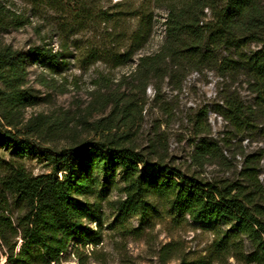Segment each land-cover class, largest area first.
<instances>
[{
	"label": "rangeland",
	"instance_id": "1",
	"mask_svg": "<svg viewBox=\"0 0 264 264\" xmlns=\"http://www.w3.org/2000/svg\"><path fill=\"white\" fill-rule=\"evenodd\" d=\"M0 1L28 19L21 28L0 29V45L24 51L42 45L53 52L68 45V53L55 67L32 58L25 64L21 89L34 96L35 104L21 108L14 120L20 128L29 126L38 146L59 152L116 139L150 162H160L211 187L241 182L243 168L251 166L264 194V107L258 106L243 71L218 70L224 58L236 60L234 47H209V55L199 67L165 58L145 72L137 67V59L157 54L166 41V11L153 0H86L84 10L90 12V22L67 33L59 30L67 19L64 11L48 5L34 10L25 0ZM202 3L213 6L202 10L198 26L203 31L215 25L213 16L222 0ZM255 3L264 16V0ZM142 5L151 11L150 34L126 63L116 65L137 27L133 12ZM69 6L79 8L73 2ZM235 35L241 38L238 51L259 47L247 34ZM187 44L184 38L176 49L184 50ZM226 95L242 104L249 121L243 129H234L222 118ZM24 164L33 175L52 169L40 156L27 157ZM116 182L120 186L119 176ZM121 198L112 187L89 199L95 210L89 226L99 241L98 261L92 264H206L215 235L226 233L243 254L250 251L248 241L234 235L230 224L194 222L155 197L145 214H124L118 207ZM260 206L264 207V195ZM67 262L76 264L73 258ZM0 264H5L4 258ZM210 264L246 263L241 255L229 253Z\"/></svg>",
	"mask_w": 264,
	"mask_h": 264
},
{
	"label": "trees",
	"instance_id": "2",
	"mask_svg": "<svg viewBox=\"0 0 264 264\" xmlns=\"http://www.w3.org/2000/svg\"><path fill=\"white\" fill-rule=\"evenodd\" d=\"M25 1L34 10L48 5L64 11L67 19L59 28L64 33L84 28L91 19L90 12L84 10L86 0H67L68 10H64L63 0ZM70 2L79 8L72 10ZM153 2L166 11V41L157 54L139 57L138 68L152 71L165 58L199 67L209 55V47L228 45L236 49V60L224 58L218 70L243 71L258 106L264 107V16L255 0H222V7L213 16L215 25L203 31L198 26L202 10L213 8L212 5L203 4L202 0ZM133 13L137 27L130 33L129 45L116 65L126 63L150 34L152 15L148 6L142 5ZM27 23V18L13 13L0 1V29H18ZM241 33L259 47L238 51L241 38L235 34ZM184 38L188 39V46L176 49ZM203 46L207 49L200 54ZM67 49L68 45H64L53 52L41 45L24 51L0 45V258L5 264H69V258L76 264L97 262L99 241L89 226L95 217L89 199L112 187L122 197L118 207L124 214H145L155 197L194 222L230 224L234 235L244 237L250 245V251L243 254L229 234H216L211 259L206 264L229 253L241 255L246 264H264V207L260 206L264 194L253 167L243 168L241 182L211 187L160 162H150L116 139L49 152L38 146L29 126L19 127L14 120L18 111L35 104L34 96L21 89L26 61L40 59L55 67ZM223 107L221 116L234 129L249 124L242 104L234 96L226 95ZM30 156L45 157L52 165L51 171L31 174L24 164Z\"/></svg>",
	"mask_w": 264,
	"mask_h": 264
}]
</instances>
